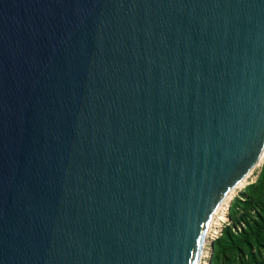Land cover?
Masks as SVG:
<instances>
[{
  "label": "water",
  "instance_id": "1",
  "mask_svg": "<svg viewBox=\"0 0 264 264\" xmlns=\"http://www.w3.org/2000/svg\"><path fill=\"white\" fill-rule=\"evenodd\" d=\"M263 152L264 0H0V264H199Z\"/></svg>",
  "mask_w": 264,
  "mask_h": 264
},
{
  "label": "trees",
  "instance_id": "2",
  "mask_svg": "<svg viewBox=\"0 0 264 264\" xmlns=\"http://www.w3.org/2000/svg\"><path fill=\"white\" fill-rule=\"evenodd\" d=\"M247 192L249 209L238 220L233 217L234 226L226 228L216 242L220 245L224 239L231 250L224 264H264V173Z\"/></svg>",
  "mask_w": 264,
  "mask_h": 264
},
{
  "label": "rangeland",
  "instance_id": "3",
  "mask_svg": "<svg viewBox=\"0 0 264 264\" xmlns=\"http://www.w3.org/2000/svg\"><path fill=\"white\" fill-rule=\"evenodd\" d=\"M263 173H264V164L262 165L261 170H257L256 175L253 176V178H251V181L249 182V184H247L243 190H239V192H237V194L234 196L235 198L232 199L230 207L229 208L227 207L228 209L226 211V220L222 223V227L219 229L218 236H216V239H213L208 245V248L210 249V258L203 260V258H204V255H203V258H202L203 261H201L200 264H202V263L203 264H205V263L206 264H217V262L220 264L225 263V261H226L227 257L229 256L231 250L226 243H223L224 239L222 240V244H220V245L218 244L216 246V242H219L220 237H224L223 235H224L226 228L234 226L233 217L236 220H238L240 218L241 214L249 209L248 205L246 203L247 198H248L247 197L248 196L247 195L248 188L251 185L257 184L259 182V180L261 179V177L263 176ZM212 230L213 229L211 228L210 231H212ZM238 231H240V228ZM209 237H210V235H209ZM208 241L209 240H207V242ZM213 243H214V246H213V251H212ZM216 250L218 251L217 253H215Z\"/></svg>",
  "mask_w": 264,
  "mask_h": 264
},
{
  "label": "bare ground",
  "instance_id": "4",
  "mask_svg": "<svg viewBox=\"0 0 264 264\" xmlns=\"http://www.w3.org/2000/svg\"><path fill=\"white\" fill-rule=\"evenodd\" d=\"M263 154H264V152H263ZM262 159H261V161H259V163L255 164L253 167L250 168V170L244 176V179H242L237 185H235V187H233L224 196V198L221 200L220 204L215 209L214 213L212 214V216L208 222V228H207V231H206L205 236H204V241L202 244V251H201V257H200L199 264L201 263V261L210 258V249L208 248V245L213 239L216 238V236H218L219 229L222 227V223L226 220V211L230 207L232 199L235 198L234 196L237 194V192H239V190H243L244 187L247 184H249V182L251 181V178H253V176L256 175L257 170H261ZM211 228L213 229L212 231H210ZM209 235H210V237H209ZM207 240H209V241L207 242ZM203 255H204V258H203ZM202 258H203V260H202Z\"/></svg>",
  "mask_w": 264,
  "mask_h": 264
},
{
  "label": "built area",
  "instance_id": "5",
  "mask_svg": "<svg viewBox=\"0 0 264 264\" xmlns=\"http://www.w3.org/2000/svg\"><path fill=\"white\" fill-rule=\"evenodd\" d=\"M216 239V238H215Z\"/></svg>",
  "mask_w": 264,
  "mask_h": 264
}]
</instances>
